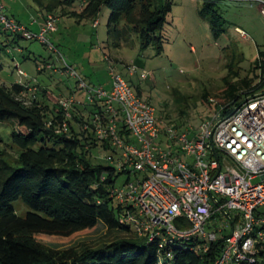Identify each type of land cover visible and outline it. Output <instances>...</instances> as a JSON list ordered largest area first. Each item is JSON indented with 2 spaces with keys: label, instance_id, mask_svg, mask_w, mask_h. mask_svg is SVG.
Returning <instances> with one entry per match:
<instances>
[{
  "label": "trees",
  "instance_id": "1",
  "mask_svg": "<svg viewBox=\"0 0 264 264\" xmlns=\"http://www.w3.org/2000/svg\"><path fill=\"white\" fill-rule=\"evenodd\" d=\"M32 2L45 17L51 14L56 21L61 16L77 21L90 19L94 27L97 26L94 22L98 24L96 17L100 9L107 6L110 11L107 34L109 38L117 37L107 47H120L128 42V35L135 34L140 49L151 46L156 54L163 50L164 42L159 33L172 8L170 0H82L76 10L73 9L74 0ZM198 13L209 23L213 38L223 34L221 26L226 21L217 8V0H201ZM106 55V60H112ZM130 65L134 64L127 67ZM263 68V58L249 67L248 73H254L257 80L252 85L247 74L238 77L230 65L222 78L221 98L224 102L218 111L223 115L231 113L243 99L260 89L264 81L258 78ZM231 77L236 79L231 80ZM28 88L21 83H0V122L10 121L15 125L11 141L17 148L16 166L5 160V152L0 151V264H163L162 259L168 258V253L171 256L168 259L174 264L214 263L220 251V241L210 243L208 250L200 253L184 242L174 245L179 241L158 248L155 242L133 235L129 227L119 223L123 208L109 193L112 187L119 185L116 182L123 173L109 164L105 156L106 165L93 163L91 159L97 144L109 150L108 155L115 152L107 140L98 137L92 123V115L104 113L102 101L88 103L92 106L88 110L85 104L75 100L70 118L66 119L67 129L63 131L60 125L64 113L58 105V96L45 90L46 102L40 101L34 93L30 96L24 94ZM31 88L35 89L33 91L37 89ZM135 94L140 97L138 92ZM81 108L90 115L87 117L74 111ZM74 122L78 124L77 128ZM118 128L120 136L126 133L121 122ZM127 179L126 175L124 181ZM19 199L29 209L23 218L17 215L13 205ZM99 221L108 230L124 232L128 236L98 247L63 249L37 240L68 239L92 229ZM258 254L260 260L257 259L256 264H264V248H258Z\"/></svg>",
  "mask_w": 264,
  "mask_h": 264
},
{
  "label": "built area",
  "instance_id": "2",
  "mask_svg": "<svg viewBox=\"0 0 264 264\" xmlns=\"http://www.w3.org/2000/svg\"><path fill=\"white\" fill-rule=\"evenodd\" d=\"M247 1L258 3L264 16V0ZM55 22L47 14L33 33L4 14L0 5L1 31L39 40L53 51L47 34L56 30ZM236 31L245 36L242 30ZM63 65L66 73L78 77L88 103L98 100L104 106L102 115H92L95 132L115 149L105 156L106 161L128 177L109 193L123 208L119 223L158 248L179 241L200 253L220 241L213 264H256L258 248H264V92L246 97L231 113L215 112L195 133L165 126L167 136L176 143L178 152L173 153L156 145L161 124L154 107L119 74L110 72L111 86L105 90L89 86L71 66L64 61ZM135 71L134 65L128 67L129 74ZM16 73L25 76L20 69ZM149 75L146 70L139 73L143 80ZM260 79L264 81V68ZM74 104L71 95L58 98L64 113L60 130L66 131ZM119 122L126 132L122 136ZM167 257L171 258L169 253Z\"/></svg>",
  "mask_w": 264,
  "mask_h": 264
},
{
  "label": "rangeland",
  "instance_id": "3",
  "mask_svg": "<svg viewBox=\"0 0 264 264\" xmlns=\"http://www.w3.org/2000/svg\"><path fill=\"white\" fill-rule=\"evenodd\" d=\"M81 1L74 0L73 9ZM170 1L171 11L159 33L164 42L160 54H156L151 46L140 49L135 34L128 35V42L120 47H107L108 43L117 39L115 36L109 38L107 34L106 22L110 13L107 6L100 9L96 27L90 19L77 21L72 17H59L55 23L57 31L47 34L55 51L39 40H26L9 34L14 42L7 45L5 34L0 32V81L8 85L28 81L31 87L50 91L58 98L71 93L77 102L85 104L90 110L92 106L86 100V91L78 87L77 76L65 72L63 61L91 87L104 84L110 87V72L113 71L121 75L142 100L154 107L161 124L157 147L177 153L176 143L173 144L167 136L165 126L172 125L177 132L187 128L192 133L197 132L201 121L211 118L222 107V78L230 65L238 77L247 74L252 85L257 81L254 73H248V69L255 61L264 59V16L255 1L217 0V8L226 22L221 26L223 34L213 38L209 23L198 13L201 0ZM0 5L4 14H13L27 25L32 19L40 18V10L32 0H0ZM27 27L33 33L39 30L37 25ZM121 27L122 23L119 25ZM236 28L242 30L245 36H240ZM106 54L117 57V60H106ZM129 64L137 67L133 75L128 72ZM17 69L22 70L25 76L17 75ZM140 70L150 72L149 79H140ZM262 92L264 85L255 93ZM44 97L45 94L40 96L46 102ZM74 111L85 116L88 114L82 108ZM73 125L77 128L78 124L74 122ZM14 129L12 122H0V151L5 152V160L16 166L17 148L11 141ZM108 154L109 150L97 144L92 150V162L106 165L103 157ZM125 178L126 174L120 175L116 183L122 184ZM13 205L21 218L29 210L21 199L13 202ZM127 236L124 232L108 230L99 221L92 229L76 233L68 239L37 240L44 245L63 249L98 247ZM142 244L146 245L145 242ZM180 244L183 243H174L176 246ZM162 263L174 264L168 258H163Z\"/></svg>",
  "mask_w": 264,
  "mask_h": 264
},
{
  "label": "crops",
  "instance_id": "4",
  "mask_svg": "<svg viewBox=\"0 0 264 264\" xmlns=\"http://www.w3.org/2000/svg\"><path fill=\"white\" fill-rule=\"evenodd\" d=\"M24 5H26V3H24ZM20 6H22V3H20ZM9 17H11V18H13L15 21H17V22H19V23H23L24 24V22H22V20H20L19 18H16L13 14H11V15H8ZM44 14H42L41 12H40V18L39 19H37V20H35V19H32V20H35V22H33V23H31V22H29V24L27 25V24H24V25H26V26H35L36 27V25H37V28H39L41 25H42V23H43V21H44ZM57 28V27H56ZM57 31V30H56ZM0 32H2L1 31V29H0ZM3 34H5V41H6V43H7V45H11L13 42H14V40H12V39H10L9 38V36L7 35L8 33H4L3 32ZM12 36H14V35H11V37ZM111 59L113 60V61H116L117 60V57H112L111 56ZM0 83H2V84H4V85H8V84H6V83H4V82H1L0 81ZM12 84V83H11ZM21 84H25V85H27L29 88H28V90L27 91H25V95L26 96H30V95H32L33 93H34V95L36 96V98L38 99V100H42V98H40V96L41 95H43V93H44V89H41V90H38V89H36V91H33L34 89H32L31 88V85H30V83L28 82V81H25V82H21ZM10 85V84H9ZM111 86V85H110ZM103 89H105V90H109L110 89V87L107 85V84H104V85H102L101 86ZM39 91H41L40 93H39ZM40 94V95H39ZM43 101V100H42Z\"/></svg>",
  "mask_w": 264,
  "mask_h": 264
}]
</instances>
